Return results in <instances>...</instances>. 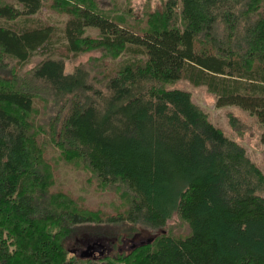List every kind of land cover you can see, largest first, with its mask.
Returning a JSON list of instances; mask_svg holds the SVG:
<instances>
[{"label":"trees","instance_id":"obj_1","mask_svg":"<svg viewBox=\"0 0 264 264\" xmlns=\"http://www.w3.org/2000/svg\"><path fill=\"white\" fill-rule=\"evenodd\" d=\"M182 85L264 127V0H0V264H264V173Z\"/></svg>","mask_w":264,"mask_h":264},{"label":"rangeland","instance_id":"obj_2","mask_svg":"<svg viewBox=\"0 0 264 264\" xmlns=\"http://www.w3.org/2000/svg\"><path fill=\"white\" fill-rule=\"evenodd\" d=\"M39 17V16H38ZM42 18L54 22L55 24L62 26L66 16L53 14L51 11L44 9ZM90 33L95 35L94 32ZM35 63L32 65L34 66ZM31 66V67H32ZM182 87L192 93L193 102L201 107L205 112L209 114V118L213 124L221 128L225 136L229 139L235 140L241 144L247 151L249 158L263 171L264 173V142L262 141V134L264 132V127H262L254 117L250 116L247 111L242 110L236 106H226L217 108L215 103V98L209 95L205 89L202 88H193L189 85H182ZM231 116L236 117V122L240 125V128L243 131V135H239L237 131L231 126ZM70 179L69 181L65 180L66 187L72 188V183L75 181L74 177L71 174L65 175ZM176 185V186H175ZM178 187V183L174 184L172 191ZM264 196V193H262ZM92 203H95V200H92ZM80 233L78 239L80 241L74 242L70 247L69 251L79 257V254L84 251L88 245L97 244L98 239L102 237L109 238L106 242L111 245V250L109 253L114 252V245L117 240H114V245L112 239L116 238L117 226L114 224H87L80 228ZM138 234V233H137ZM151 235L147 231L143 232L140 237L142 239H148ZM138 235L135 234L134 237H130V240L133 242L136 241ZM139 237V238H140ZM138 238V240H139ZM103 240V239H102ZM137 240V241H138ZM104 241V240H103ZM105 242V241H104ZM129 244L126 241V245ZM139 242L136 243L138 245ZM100 255V252L98 253Z\"/></svg>","mask_w":264,"mask_h":264},{"label":"water","instance_id":"obj_3","mask_svg":"<svg viewBox=\"0 0 264 264\" xmlns=\"http://www.w3.org/2000/svg\"><path fill=\"white\" fill-rule=\"evenodd\" d=\"M96 242L99 243V245L94 244V243L88 245L87 248L79 254V258H81V259H91V258L96 259L98 257V253L99 252L101 253V251H102L103 247H102L101 243H103V240L99 239ZM130 242H133V241L131 240ZM131 246H132V244H131ZM104 253H105V251H104Z\"/></svg>","mask_w":264,"mask_h":264},{"label":"bare ground","instance_id":"obj_4","mask_svg":"<svg viewBox=\"0 0 264 264\" xmlns=\"http://www.w3.org/2000/svg\"><path fill=\"white\" fill-rule=\"evenodd\" d=\"M69 2H71V1H69ZM71 5V4H70ZM73 5V4H72ZM65 7V6H64ZM72 9V8H71ZM23 12V11H22ZM32 12V11H31ZM26 13V12H25ZM14 14V13H13ZM2 15V14H1ZM25 15H27V14H25ZM170 18V17H169ZM6 19V18H5ZM9 20V19H8ZM13 20V19H12ZM158 21V20H157ZM169 21V20H168ZM147 22V21H146ZM166 25V24H165ZM170 25V24H169ZM155 26V25H154ZM157 27V26H156ZM168 28V27H167ZM66 30V29H65ZM65 30H64V32H65ZM52 31V30H51ZM105 34V33H104ZM85 36V35H84ZM66 38V37H65ZM79 42V41H78ZM79 46V45H78ZM7 56V55H6ZM8 57V56H7ZM102 61V60H101ZM14 70V69H13ZM124 70V69H123ZM148 70H149V68H148ZM139 71V70H138ZM210 73V72H209ZM118 74V73H117ZM225 74V73H224ZM232 77V76H231ZM229 78V77H228ZM35 80V79H34ZM4 81V80H3ZM22 81V80H21ZM35 82V81H34ZM47 82V81H46ZM249 82V81H248ZM38 84V83H37ZM119 84V83H118ZM39 85V84H38ZM37 85V86H38ZM34 86V85H33ZM70 86V85H69ZM18 87V86H17ZM20 87V86H19ZM36 87V86H35ZM39 87V86H38ZM157 87V86H156ZM28 88V87H27ZM20 89V88H19ZM38 89V88H37ZM33 90H34V88H33ZM156 91V90H155ZM24 92H25V90H24ZM110 92H112V91H110ZM26 93V92H25ZM24 93V94H25ZM43 93H45V92H43ZM106 95V94H105ZM109 95V94H108ZM112 95V94H111ZM62 96V95H61ZM45 97V96H44ZM102 97H104V96H102ZM106 97V96H105ZM78 98V97H77ZM99 100H100V98H99ZM108 100V99H107ZM94 102V101H93ZM98 103V102H97ZM102 104V103H101ZM7 105V104H6ZM63 105V104H62ZM87 105V104H86ZM103 105H104V102H103ZM89 106V105H88ZM98 107V106H97ZM99 107H101V106H99ZM103 107V106H102ZM106 107V106H105ZM12 111V110H11ZM67 118V117H66ZM59 133V132H58ZM242 149V148H241ZM106 182H107V180H106ZM123 183V182H122ZM111 184V183H110ZM176 186V185H175ZM132 198V197H131ZM161 207V206H160ZM177 208V207H176ZM64 209V208H63ZM171 210V209H170ZM61 211V210H60ZM75 211V210H74ZM163 212V211H162ZM168 213H170V212H168ZM171 214V213H170ZM172 215V214H171ZM39 220V219H38ZM89 220H91V219H89ZM99 220V219H98ZM166 220V219H165ZM40 221V220H39ZM56 221V220H55ZM10 226V225H9ZM42 226V225H41ZM8 227V226H7ZM51 235V234H50ZM55 235V234H54ZM50 237V236H49ZM7 241V240H6ZM155 241H156V239H155ZM21 245V244H20ZM26 246V245H25ZM46 246H47V244H46ZM52 246V245H51ZM21 247H23V246H21ZM50 247V246H49ZM28 248V247H27ZM26 248V249H27ZM50 249V248H49ZM28 250V249H27ZM41 250V249H40ZM154 250V249H153ZM21 252V251H20ZM55 252V251H54ZM141 254V253H140ZM141 255H143V254H141ZM14 256V255H13ZM22 256H24L23 254H22ZM31 256V255H30ZM52 256V255H51ZM15 258H16V256H14ZM121 257V256H120ZM144 257V256H143ZM18 258V257H17ZM53 258V256L51 257V259ZM19 259V258H18ZM17 259V260H18ZM27 259V258H26ZM30 259V258H29ZM44 259V258H43ZM55 259H56V256H55ZM10 260V259H9ZM28 260V259H27ZM18 261H20V260H18ZM29 261V260H28ZM33 261V260H32ZM51 261V260H50ZM16 262V261H15ZM31 262V261H30ZM66 262V261H65ZM138 262V261H137ZM17 263V262H16ZM22 263V262H21ZM32 263V262H31ZM120 263V262H119ZM144 263V262H143ZM40 264V263H39ZM42 264V263H41Z\"/></svg>","mask_w":264,"mask_h":264},{"label":"flooded vegetation","instance_id":"obj_5","mask_svg":"<svg viewBox=\"0 0 264 264\" xmlns=\"http://www.w3.org/2000/svg\"><path fill=\"white\" fill-rule=\"evenodd\" d=\"M138 242H142V241H138ZM99 244V243H98ZM103 248H102V251H101V253L100 254H103L104 253V251L107 253H109L110 252V250H111V245L110 244H108V243H106L105 244V246H102ZM99 256V255H98ZM98 258V257H97Z\"/></svg>","mask_w":264,"mask_h":264}]
</instances>
